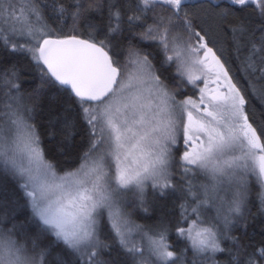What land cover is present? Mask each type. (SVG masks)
<instances>
[{"label":"snow or ice","instance_id":"obj_1","mask_svg":"<svg viewBox=\"0 0 264 264\" xmlns=\"http://www.w3.org/2000/svg\"><path fill=\"white\" fill-rule=\"evenodd\" d=\"M0 264H264V0H0Z\"/></svg>","mask_w":264,"mask_h":264},{"label":"trees","instance_id":"obj_2","mask_svg":"<svg viewBox=\"0 0 264 264\" xmlns=\"http://www.w3.org/2000/svg\"><path fill=\"white\" fill-rule=\"evenodd\" d=\"M241 83H243L245 87L248 86L247 83L244 82V81H241ZM255 86L257 88H259L260 84L257 83ZM189 94H190V92H189ZM258 107L259 106L257 105V108ZM50 119H54V117H49L46 114V111H45V114H42V115L37 117V121H38V123L41 126L42 140H43V144H44V147H45L46 150L51 149L53 147V145L59 139V136H57V139L53 140L48 134L49 132L53 131V129H51L49 127V120ZM56 131L58 132V129H56ZM76 131H77V134H76L75 139H74V144L76 145V148H75V150L73 151V153H72V155L70 157V160L72 161V166H75V163L77 162L78 155L80 154V152H82L84 150V148L87 145L86 132L83 131L79 127L77 128ZM61 162L63 163V160ZM65 166H68V165H65ZM143 217H144V214L143 213H139L135 217V219L137 220L138 223H143V224H152V223L155 222L154 219H145ZM249 231H252V229L250 228ZM256 231L257 232L259 231V227L258 226L256 228ZM257 239H259V236H257ZM170 240L172 242H174V243L176 242V238H175L174 234L170 237Z\"/></svg>","mask_w":264,"mask_h":264},{"label":"rangeland","instance_id":"obj_3","mask_svg":"<svg viewBox=\"0 0 264 264\" xmlns=\"http://www.w3.org/2000/svg\"><path fill=\"white\" fill-rule=\"evenodd\" d=\"M190 94H191V92H190Z\"/></svg>","mask_w":264,"mask_h":264}]
</instances>
